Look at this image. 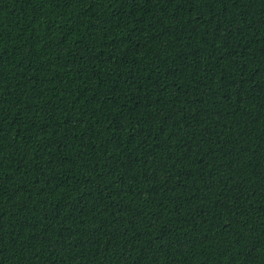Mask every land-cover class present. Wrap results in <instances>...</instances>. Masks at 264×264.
Listing matches in <instances>:
<instances>
[{
	"label": "trees",
	"instance_id": "trees-1",
	"mask_svg": "<svg viewBox=\"0 0 264 264\" xmlns=\"http://www.w3.org/2000/svg\"><path fill=\"white\" fill-rule=\"evenodd\" d=\"M0 264H264V0H0Z\"/></svg>",
	"mask_w": 264,
	"mask_h": 264
}]
</instances>
